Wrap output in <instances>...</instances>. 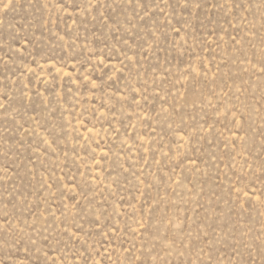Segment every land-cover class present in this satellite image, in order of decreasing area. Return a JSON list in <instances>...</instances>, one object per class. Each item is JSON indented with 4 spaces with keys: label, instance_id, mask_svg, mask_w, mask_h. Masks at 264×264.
Here are the masks:
<instances>
[{
    "label": "rangeland",
    "instance_id": "1",
    "mask_svg": "<svg viewBox=\"0 0 264 264\" xmlns=\"http://www.w3.org/2000/svg\"><path fill=\"white\" fill-rule=\"evenodd\" d=\"M0 264H264V0H0Z\"/></svg>",
    "mask_w": 264,
    "mask_h": 264
}]
</instances>
